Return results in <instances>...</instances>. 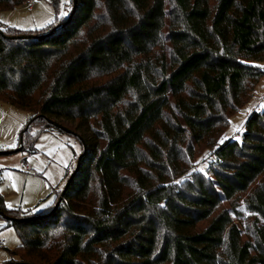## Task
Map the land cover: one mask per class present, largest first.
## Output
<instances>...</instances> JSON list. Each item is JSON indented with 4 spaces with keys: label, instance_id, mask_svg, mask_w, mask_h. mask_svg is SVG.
I'll return each mask as SVG.
<instances>
[{
    "label": "trees",
    "instance_id": "1",
    "mask_svg": "<svg viewBox=\"0 0 264 264\" xmlns=\"http://www.w3.org/2000/svg\"><path fill=\"white\" fill-rule=\"evenodd\" d=\"M29 1L0 0V10ZM71 5L41 30L0 23V101L33 114L21 150L62 132L49 120L85 143L58 206L59 196L41 210L10 209L0 192L21 240L14 254L31 264H264V111L250 115L242 141L219 143L264 75V0ZM199 145L222 169L214 179L193 169ZM170 175L186 176V188ZM242 193L263 221L247 241L219 212Z\"/></svg>",
    "mask_w": 264,
    "mask_h": 264
},
{
    "label": "rangeland",
    "instance_id": "2",
    "mask_svg": "<svg viewBox=\"0 0 264 264\" xmlns=\"http://www.w3.org/2000/svg\"><path fill=\"white\" fill-rule=\"evenodd\" d=\"M29 2L33 3L32 9L26 4L13 11L0 10V23L23 32L36 31L46 28L57 18L68 16L72 9V0H60L57 9L51 0ZM62 5L67 14L60 16ZM259 65L264 68V60L260 61ZM254 111H264V75L259 79L247 103L230 117L229 127L222 140L242 141L246 122ZM32 117L33 114L29 111L0 101V149L7 151L20 147L22 132ZM67 125L75 129L77 123ZM37 130L38 127H35L34 133ZM79 132L85 139L93 140L88 128L80 127ZM35 146L34 153L20 150L13 154L0 155V192L5 198L6 205H12L7 206L10 209L41 210L57 201L60 190L62 191L74 172L77 158L83 150V143L79 137L57 131L41 133ZM213 159L215 157L211 149L205 145L196 146L195 157L192 160L193 169H200L209 178L214 179V173L221 172L222 169L212 162ZM169 177L173 178L172 183L167 180L172 186L178 187L181 191L186 188V176ZM247 196V193L238 194L232 200L222 202L219 209V212L229 211L233 222L241 231L243 241L252 240L254 223L259 218L248 209ZM258 224H263L260 218ZM205 225L206 223L203 224ZM20 246L21 240L15 229L8 227V222L0 217V264L21 263L20 257L14 254L19 251Z\"/></svg>",
    "mask_w": 264,
    "mask_h": 264
},
{
    "label": "water",
    "instance_id": "3",
    "mask_svg": "<svg viewBox=\"0 0 264 264\" xmlns=\"http://www.w3.org/2000/svg\"><path fill=\"white\" fill-rule=\"evenodd\" d=\"M74 1L76 2V0H74ZM48 122H49L51 125H53L55 128L61 130V131L64 132V133H67V134H69V135H73V136L79 137V139H80L81 142L83 143V146H85L84 140H83V139H82L77 133H75L74 131L70 130L69 128H67V127H65V126H63V125H61V124H60L59 122H57V121L49 120ZM20 144H21L20 147H18L16 150H7V151H3V152H1L2 155L13 154V153L19 152V151L22 149V147H23V146H22V141H21ZM80 160H81V156L78 158L77 166H76V170H75V172H74V173L72 174V176L69 178V180H68V182H67V184H66V186H65V188H64V190H63V192H62V194L60 195V198H59V200H58V202H57V204H56L57 206L61 203V201H62V199H63V196H64L66 190L68 189V187H69V185H70V182H71V180H72L74 174L78 171V169H79V164H80ZM0 217H2L3 219H5L6 221H9V220H10V217H8L7 215H5V214L2 213V212H0ZM18 264H31V263L21 262V263H18Z\"/></svg>",
    "mask_w": 264,
    "mask_h": 264
},
{
    "label": "snow or ice",
    "instance_id": "4",
    "mask_svg": "<svg viewBox=\"0 0 264 264\" xmlns=\"http://www.w3.org/2000/svg\"><path fill=\"white\" fill-rule=\"evenodd\" d=\"M61 8H62V11L59 13V15H60V16L66 15V14H67V12L63 10V8H64V5H62V6H61ZM51 22H52V21H49V23H51ZM237 131H239V128L237 129ZM223 142H224V141H223V140H221L219 143H223ZM7 206H8V207H12V205H11V204H8Z\"/></svg>",
    "mask_w": 264,
    "mask_h": 264
},
{
    "label": "built area",
    "instance_id": "5",
    "mask_svg": "<svg viewBox=\"0 0 264 264\" xmlns=\"http://www.w3.org/2000/svg\"><path fill=\"white\" fill-rule=\"evenodd\" d=\"M27 6H28L29 9H32V8H33V3H32V2H29V3L27 4Z\"/></svg>",
    "mask_w": 264,
    "mask_h": 264
}]
</instances>
